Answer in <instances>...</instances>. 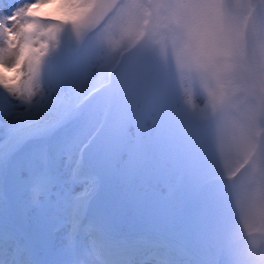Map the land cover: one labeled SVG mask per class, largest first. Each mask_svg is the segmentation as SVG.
Wrapping results in <instances>:
<instances>
[{"label": "snow or ice", "instance_id": "snow-or-ice-1", "mask_svg": "<svg viewBox=\"0 0 264 264\" xmlns=\"http://www.w3.org/2000/svg\"><path fill=\"white\" fill-rule=\"evenodd\" d=\"M54 3L0 0V208L16 198L59 213L52 264H233L204 164L163 113L148 126L133 92L101 87L106 72L91 50L44 27ZM113 184L119 214L102 202ZM42 255L5 215L0 264Z\"/></svg>", "mask_w": 264, "mask_h": 264}, {"label": "rangeland", "instance_id": "rangeland-1", "mask_svg": "<svg viewBox=\"0 0 264 264\" xmlns=\"http://www.w3.org/2000/svg\"><path fill=\"white\" fill-rule=\"evenodd\" d=\"M81 1L83 5L80 9L69 11L68 17L71 19L68 23L52 19V23L44 25L53 36L62 38L65 46H81L86 32L94 30L122 2V0ZM15 2L16 0H5L6 5ZM139 2L140 0H123L102 30L91 39L87 49L94 53L96 64L104 68L105 80L108 78L107 68L111 66L112 80H115L114 92L131 91L138 100L150 101L151 98H156L163 103L159 111L157 102L145 107L147 117L145 122L151 126V115L163 113L172 132L188 154L204 164L207 178L214 187L215 197L227 224L226 243L233 264H256L252 254L264 250V214L254 209L245 221L227 190L226 176L245 165L255 164L257 168H264V145L256 154L252 150L253 146L262 140L257 138L264 137V123H256L253 116L245 117L243 126L233 120L231 126L237 131V138L214 144L211 137L213 125L208 120L209 108L206 107L209 105L204 89L180 69L166 52L139 56L130 54L127 49L102 51L101 40L111 20L124 12L137 14L140 9L134 5ZM249 2L250 0H221L219 12L228 16L242 14L250 11ZM29 14H32L31 10ZM3 47V38L0 34V50ZM232 115L235 114H226V120ZM251 150L255 157L249 159L248 154ZM107 193L109 197L103 199V203L107 204L111 211L119 214L125 207L121 189L113 184L103 195ZM155 194V190L149 188L148 195ZM11 205L15 209L9 221L11 227L27 236L37 251L44 254L41 256V264H52L49 258V245L58 236L55 229L61 222L59 213L51 209H31L22 201L12 198L6 209L0 208V222L4 219L3 212ZM246 224L252 229L251 232H246Z\"/></svg>", "mask_w": 264, "mask_h": 264}, {"label": "clouds", "instance_id": "clouds-1", "mask_svg": "<svg viewBox=\"0 0 264 264\" xmlns=\"http://www.w3.org/2000/svg\"><path fill=\"white\" fill-rule=\"evenodd\" d=\"M134 6L140 12L111 20L102 51L127 49L139 56L166 52L204 89L214 144L237 138L233 120L243 126L245 117L253 116L264 123V0H250V11L231 16L219 12L221 0H140ZM231 113L235 115L226 120ZM226 187L245 221L254 209L264 214V168L239 167L227 174ZM252 255L256 264H264V251Z\"/></svg>", "mask_w": 264, "mask_h": 264}, {"label": "bare ground", "instance_id": "bare-ground-1", "mask_svg": "<svg viewBox=\"0 0 264 264\" xmlns=\"http://www.w3.org/2000/svg\"><path fill=\"white\" fill-rule=\"evenodd\" d=\"M82 5L83 4L81 0H70V2L68 3H64V4L54 3L48 5V7L53 10L52 13L53 15L68 17V13L70 10L80 9Z\"/></svg>", "mask_w": 264, "mask_h": 264}, {"label": "trees", "instance_id": "trees-1", "mask_svg": "<svg viewBox=\"0 0 264 264\" xmlns=\"http://www.w3.org/2000/svg\"><path fill=\"white\" fill-rule=\"evenodd\" d=\"M106 25V24H105ZM104 25V26H105ZM103 26V27H104ZM102 30V28H100V29H98L97 31H95L94 33H92V34H90V35H88L87 36V38L85 39V41H84V43H83V47L85 48V49H87V47L89 46V44H90V42H91V39H93L94 37H95V35L99 32V31H101ZM108 67V66H107ZM107 69H109V67L107 68ZM110 82V80H104V82H103V84L101 85V87L102 88H104L105 90H106V88L108 87L107 86V84ZM155 98H151V101L152 100H154Z\"/></svg>", "mask_w": 264, "mask_h": 264}]
</instances>
